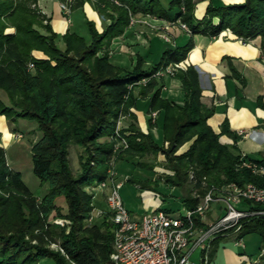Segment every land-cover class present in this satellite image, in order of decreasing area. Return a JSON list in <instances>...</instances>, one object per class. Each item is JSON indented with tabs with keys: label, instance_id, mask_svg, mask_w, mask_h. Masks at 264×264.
<instances>
[{
	"label": "trees",
	"instance_id": "trees-1",
	"mask_svg": "<svg viewBox=\"0 0 264 264\" xmlns=\"http://www.w3.org/2000/svg\"><path fill=\"white\" fill-rule=\"evenodd\" d=\"M86 1L75 0L73 9L82 8ZM199 1L96 0L103 29L87 17L89 37H85L71 29L64 34L55 31L38 0H0V89L8 99L0 98V115L36 122L41 137L32 149L33 171L48 185L43 196L35 194L0 145V264H115L111 259L115 224L110 215L90 221L97 207L94 187L109 177L115 156L117 161L140 159V166L157 173V162L148 157L164 155L163 165L170 173L161 179L185 191L184 204L190 209L197 207L212 185L254 183L264 188V176L239 168L240 153L220 141L225 134L236 138L229 120L220 133L208 123L214 109L202 101L195 66L179 73L186 92L183 106L163 98L161 79L152 77L162 66L185 60L198 34L217 38L230 29L246 43L262 36L264 46V0L229 4L209 0L204 18L197 20ZM142 13L182 19L191 29L190 39L185 45L166 46L157 63L148 65L138 55L132 68L116 65L112 44L131 26L132 16ZM9 27L15 31L7 32ZM34 51L47 57H35ZM145 78L149 80L141 82ZM135 88L141 97L150 96L152 110L164 112V143L132 122L130 146L116 154L112 138L122 114L134 117L130 109L137 102ZM263 99L259 103L264 107ZM187 143L189 148L180 151ZM72 145L82 148L78 172L71 166ZM249 159L264 165V157ZM149 178L129 181L155 189L158 180ZM60 198H65L67 207L58 203ZM251 208L263 210L264 204ZM60 217L71 221L69 230L54 223ZM243 223L239 236L257 234L264 245V215ZM223 238L215 239L212 247ZM53 242L63 249H52Z\"/></svg>",
	"mask_w": 264,
	"mask_h": 264
},
{
	"label": "crops",
	"instance_id": "crops-1",
	"mask_svg": "<svg viewBox=\"0 0 264 264\" xmlns=\"http://www.w3.org/2000/svg\"><path fill=\"white\" fill-rule=\"evenodd\" d=\"M43 12L50 17L51 24L60 34L66 33L70 27L68 18L60 9L59 0H39ZM221 1L224 4L241 3L244 0H214ZM209 0L197 3L195 16L197 20L203 19ZM82 10L86 13V17L96 21L100 30L103 29V18L100 14L85 4ZM175 45H185L190 35L183 30H173ZM157 38H161L160 33L151 27H144L142 24L130 26L127 31L114 40L111 47L112 60L116 65L124 68H132L136 62L138 55L147 56L148 65L156 63L149 59L150 53L153 56L157 49L151 45ZM195 47L190 51L189 56L183 60L190 67L195 66L200 74V82L203 89L202 101L208 108H213L214 113L209 118L208 123L216 133H220L226 118L229 120L230 129L235 133L236 138L225 134L220 137L223 144L230 146L235 153H242L248 150L260 159L264 157V107L260 105L259 98L264 97V46L262 36L253 38L250 42H243L230 29L222 32L217 38L208 35L198 34L194 36ZM161 41L160 39L157 42ZM166 48V47H165ZM159 50V47H158ZM35 57H47L42 51H34ZM188 67V68H189ZM237 72L235 74L234 72ZM163 84L162 97L169 99L178 105L185 104V93L182 86L180 74L176 76H164L160 78ZM140 89L135 88L134 94L137 97L136 105L131 107L130 114H125L123 125L128 129L130 124L135 123L143 132H151L155 140L159 144L164 143V112L162 110H152L151 98L141 97ZM264 101V99H263ZM7 118L0 115V145H3L2 132H8L4 136L6 144H8L13 135L8 131ZM245 131V134L240 132ZM130 134V131H127ZM190 143L184 145L180 151L189 148ZM162 158V155H159ZM128 162L125 159L122 162ZM149 161L152 162V160ZM13 168V167H12ZM157 173L148 171L143 174L142 178L155 180H163L162 172L155 168ZM166 183V182H165ZM168 187H172L177 191L181 189V196L176 197L175 201H180L184 210L185 191L181 187H175L167 183ZM146 192L150 199L157 195L155 189L146 188ZM179 195V194H178ZM168 195L162 197L163 200H157L153 211L164 210L174 212L173 207H167L165 201ZM170 196H174L171 194ZM107 194L101 192V202L107 205ZM97 205V204H96ZM103 209V208H102ZM104 209H108V205ZM151 212V211H147ZM184 211H179V213ZM146 213V212H145ZM173 214V213H172ZM136 215V214H134ZM218 212L211 214L209 220H214ZM140 216V215H138ZM250 235V234H249ZM257 235V234H256ZM258 236V237H257ZM251 236L248 240L243 237L245 246L234 243L233 236H226L215 247L211 245L212 256L209 264L213 260L214 264H247L249 259L259 254L264 246L259 235ZM256 244L254 251H248L252 244ZM252 248V247H251ZM193 256V255H192ZM212 263V264H213Z\"/></svg>",
	"mask_w": 264,
	"mask_h": 264
},
{
	"label": "built area",
	"instance_id": "built-area-1",
	"mask_svg": "<svg viewBox=\"0 0 264 264\" xmlns=\"http://www.w3.org/2000/svg\"><path fill=\"white\" fill-rule=\"evenodd\" d=\"M73 1L62 3L61 10L68 18L72 13ZM151 20H157L148 14ZM151 20L133 18L131 26L144 24L159 30L161 37L168 43L174 44L173 30H183L191 34L189 25L178 20H163L161 27L154 26ZM242 40V39H241ZM34 68V63L30 64ZM184 61L169 63L158 69L152 77L176 76L188 69ZM149 78L141 82L146 83ZM122 114L112 138L115 142V152L120 153L129 148L128 132H123ZM242 135L245 131L240 132ZM116 156L113 157L108 171L109 177L94 187L95 196L97 191L107 194L108 209L95 208L90 221L96 217L110 215L115 224L114 251L111 259L115 264H191L193 253L201 248L203 250V262L209 264L212 242L219 237L233 236L234 243L245 246L243 237H240L244 227V221L257 215H264L263 210L252 209V205L264 204V188L254 183L239 185L235 182L224 185H212L196 208H186L184 212L174 215L164 210L146 212L140 216L132 214L124 205L121 192L125 180L117 179ZM239 168H249L255 174L264 176V165L249 159L245 152L240 153ZM192 177L194 174H191ZM128 179V177H127ZM196 196H199L195 192ZM218 212L214 220H209V213ZM54 223L70 229L71 221L66 218H56ZM205 223V225H202ZM55 249L61 248L59 243L53 242ZM64 253V250H63ZM264 247L259 254L249 259L247 264H263Z\"/></svg>",
	"mask_w": 264,
	"mask_h": 264
},
{
	"label": "rangeland",
	"instance_id": "rangeland-1",
	"mask_svg": "<svg viewBox=\"0 0 264 264\" xmlns=\"http://www.w3.org/2000/svg\"><path fill=\"white\" fill-rule=\"evenodd\" d=\"M39 1V0H38ZM73 0H59V4H60V9H61V4L62 3H67ZM75 1V0H74ZM200 1H204V0H200ZM199 1V2H200ZM40 2V1H39ZM38 2V7L39 9L42 10L43 12V8L40 6ZM198 2V3H199ZM73 4L74 2L71 4L72 6V13L69 17V23H70V27L72 31L77 32L80 35H83L85 37H89V29L87 27L86 24V13H84L82 10L78 9L75 10L73 9ZM88 6H92V8L94 10H96L98 13V4L96 3V0H88L86 1V3ZM84 4V6H85ZM33 6H35L33 4ZM82 6V7H84ZM44 13V12H43ZM148 14H137V15H133V18H136L138 20H143V19H154L153 18H149L147 16ZM152 24H154V26H158L161 27L164 23L163 20L161 19H157V20H151ZM104 23V22H103ZM144 27H150L147 25H142ZM152 28V27H151ZM154 29V28H152ZM157 30V29H154ZM15 28L14 27H9L7 29V32H14ZM159 32V30H157ZM160 33V32H159ZM161 40L159 42H157V40ZM157 38L156 41H154L151 45L153 46L154 49H157V52L151 56L152 54L150 53L149 55V59H151L154 62H158L163 54V51L165 49L166 46L168 45H174L176 42L174 41V44H170L167 41H165L162 37L161 38ZM61 45L63 46V43H61ZM159 47V50H158ZM145 59L147 58V56L142 55ZM0 98H2L3 100L7 101V93L0 89ZM8 102V101H7ZM8 124V131L10 130V132L12 133L13 137L12 139H10L11 142H9L8 144H6V140H4V136H6V134L8 132H3L2 133V138L1 140H3V145L7 151V157H8V161L9 164L19 170L22 173V177L24 179V181L28 184V186L31 188V190L37 194L38 196H43L47 190H48V185L47 184H42V181L39 179V177L34 173L33 171V159H32V149H33V145L34 143L41 137V132L37 131V124L35 121L28 119V118H18L17 120L13 121V120H8L7 121ZM122 131L123 132H127L128 129H125L124 125H122ZM82 151V148L77 145H72L70 147V159H71V166L74 170V172H78L79 168H80V163H79V155ZM245 153H247L250 157H258L257 154H253L251 151L248 150L245 151ZM150 158V160L157 162V166L158 169L160 170V172L163 173V175L170 173V171L164 167V163L165 162V157L164 155H162L161 157H158L157 159L154 158L153 156H149L148 159ZM117 159V158H116ZM139 161L140 159H132L129 160L127 163L124 161H117L116 163V171H117V179L118 180H125L124 186L122 188V198L124 200V205L126 206V208L132 213V214H136V215H142L147 211H153L154 209V205L155 202H157V200H163L162 197L164 195H168L165 201V204L167 205V207H173L175 210L174 212H172L174 215L178 216L179 211H184V208L182 206V203L180 201H175L176 197H180L181 196V189H178L176 192L173 191L174 189L171 187H168L167 183H165V181H158V186L155 188V190L157 191V195L155 197H153V199L146 197L148 196V193L146 192V188L142 187V185L140 183H134L132 181H129L130 178L134 177V178H142L143 174L147 173L149 170L143 168L142 166L139 165ZM162 175V176H163ZM128 177V179H127ZM176 187V186H175ZM178 187V186H177ZM171 194H173L174 196H170ZM179 194V195H178ZM195 194V193H194ZM100 195L101 192L97 191L96 196H95V203L97 205V208L99 209H104L106 205L105 202H101L100 199ZM58 203L64 207H67L65 198H60L58 200ZM107 210V209H104ZM212 213H209V218L211 217ZM103 217H96L95 220H102ZM251 236H257L256 234H250L246 236V239H250ZM258 237V236H257ZM60 240V239H59ZM252 247V248H251ZM256 244H252V246H250L248 251H254L256 248ZM52 249L57 250L54 248V246L52 247ZM192 258L190 259V263L191 264H204L203 262V250L201 248H198L194 253L193 256H191ZM214 261H211V264ZM214 264V263H213Z\"/></svg>",
	"mask_w": 264,
	"mask_h": 264
}]
</instances>
